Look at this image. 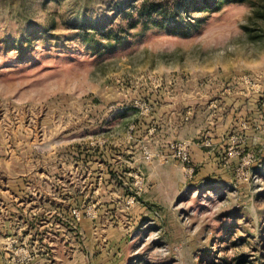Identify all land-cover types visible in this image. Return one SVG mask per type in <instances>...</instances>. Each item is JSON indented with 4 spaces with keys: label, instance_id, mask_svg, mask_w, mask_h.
Segmentation results:
<instances>
[{
    "label": "rangeland",
    "instance_id": "rangeland-1",
    "mask_svg": "<svg viewBox=\"0 0 264 264\" xmlns=\"http://www.w3.org/2000/svg\"><path fill=\"white\" fill-rule=\"evenodd\" d=\"M0 264H264V0H0Z\"/></svg>",
    "mask_w": 264,
    "mask_h": 264
}]
</instances>
